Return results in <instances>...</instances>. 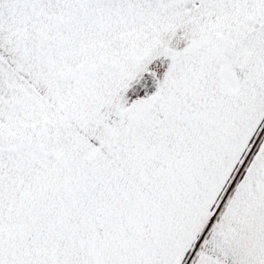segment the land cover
<instances>
[{"label": "snow or ice", "instance_id": "1", "mask_svg": "<svg viewBox=\"0 0 264 264\" xmlns=\"http://www.w3.org/2000/svg\"><path fill=\"white\" fill-rule=\"evenodd\" d=\"M0 264H264V0H0Z\"/></svg>", "mask_w": 264, "mask_h": 264}]
</instances>
